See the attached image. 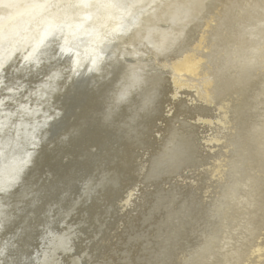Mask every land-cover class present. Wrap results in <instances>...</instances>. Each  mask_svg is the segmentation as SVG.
Returning <instances> with one entry per match:
<instances>
[{
  "label": "bare ground",
  "instance_id": "6f19581e",
  "mask_svg": "<svg viewBox=\"0 0 264 264\" xmlns=\"http://www.w3.org/2000/svg\"><path fill=\"white\" fill-rule=\"evenodd\" d=\"M56 1L57 0H0V34H3L4 29H6L4 34L0 35V79H1V73L5 69L4 66L10 64V62L11 63L14 62V59L18 57L16 56L17 52L25 60L27 59L30 60V57H33L36 53L42 54L41 56H39L40 58H37L34 61L36 62L37 60L40 59L41 63L42 61H45L47 59V57H44L45 54L47 53V50L53 51L55 47L57 48L56 52L52 53L50 58H55L57 52L59 54L58 56L59 59L54 60L53 63L49 62L50 65L48 68H47V64L46 65L43 64L40 67V69H37L39 75L43 73L40 72V70L41 71L44 70L43 68H46L48 70H45V72L43 73L44 76L41 77V80H38L36 82H31L33 86L30 88H28L29 86L28 84H26L23 90L24 82L19 81V79H16L15 81H9L10 84L5 83V85H3V82H0V100L6 99L7 102L14 101L15 103V106L12 105L13 107L12 106L8 107V105H5V102H0V105H5L3 107H0V114L7 113L8 115H10V119L8 123L5 122L6 119L4 120L2 117H0V132H2L3 130L2 132L3 137H2V141L0 142V144L2 143L0 147V161L2 160L0 163V193H2V195H0V199H4L6 201L11 198V196L9 195H12L11 190L15 187V185H17L16 183L18 179L23 178L24 173L28 169L32 168L33 170H36L37 166H41L44 163L46 164L49 161L48 158H50L49 163H52V161H55L56 163H61L63 161L61 159L62 157H64L65 160H67L68 158L70 159L71 155H74L72 154V152L77 150L79 153H81V155L79 156V158H75V160L77 162L80 160L86 161V159L84 160V156H85L84 149L87 146V144L94 142L95 137H93V135H95L98 138L99 141L97 143H100L99 147H95L96 146L95 144L97 143L93 144L94 150L95 149L99 150L97 148L104 149V151L107 150L106 152H108L109 154L106 152L105 153L110 155L114 160L113 161L114 164L111 163V167L114 166L115 169L111 171H112V177L115 180V182H117L120 185H123L124 187L125 186L129 188L132 187V185L136 182L135 181L136 178L141 174V170L143 169L144 166H146L147 163L146 160H143L142 158L141 160H138L140 163H138L137 166L139 167L133 170V166L129 167L131 165L130 162H133L134 159L133 156L131 157L132 160L130 159L131 161L126 162V155L129 154L128 151L127 153H124L122 155V158L119 163L118 162L119 153L123 152V149L122 151H120L121 141L119 142L115 141V143L117 144L110 146L111 142L109 143V140L114 137L112 136L111 133H109V130L108 132H103V133H91L88 139L84 140L83 142H81L79 140L80 138L78 137L80 134L83 133L85 127L90 124V122L89 124L88 123L86 124V120L91 117L93 118L94 114L98 113L97 111H99L100 108L103 105H106L107 103L110 104V107H112V108H108L110 109V113L112 114L114 112L112 115L109 114L110 117L112 116V118L115 117L117 119L123 116V108L115 111L114 109H117L118 106H116L117 104L116 105L114 104L115 106L113 105V103L115 102L114 95L116 91L119 90L121 87H119V85L116 86L117 84L108 85V83L111 82L113 76L117 75V77L118 76L120 77L121 82L120 81L119 82L122 85L127 87V85L130 84V83L128 84V82L129 79H131L130 76L133 74V70L136 67H139L138 62L129 63L126 61V58L133 54L131 52L132 48H138V50L141 49L140 51L145 49L147 52L148 46H151V47H155L159 51H162L164 44L169 41V37H170L169 31L176 29L177 33L182 35V33L184 32L181 31L182 29L185 28V24L191 23L190 16L192 17V15H194V19H196L197 16L196 12L197 14L202 15L203 12L206 11L205 9L204 11H201L200 9L196 10L195 5L198 3L199 0L197 1L194 0H60V2L62 3L61 5L64 6L65 11L67 12L65 15L61 16L59 12H54V11L52 12V10H49V7L53 5V3H55ZM207 1H209V3L211 2V0H207ZM212 2H215V0H212ZM216 2H221L216 7L220 5L222 11L227 12V17L228 19H230V23H234V25L238 27L237 29L233 30L236 31V34L235 36L234 34H232L231 36L232 40H229V38L225 39L226 40L225 45H228V47L225 48L224 45H220L224 43V38L222 40L218 38L220 44H216L215 48L213 49H218L216 47L220 46L219 48L220 50H216L212 52L208 50L210 52V58L214 60L213 62H210V64L211 65L215 64L217 68H215L213 71H210V73L206 71L204 74H201L196 71H192L193 69L196 68L187 67V65H185L181 60H179L180 58H178L179 61H175V59L173 58H167L166 56L164 57L162 55V52H159V58L157 59L154 57V59H157L159 61L158 66H161L163 69H167V71L165 72L161 71L162 75H159L158 77L154 76L153 74L154 69L152 67L153 64L150 65V63L147 61L146 64H148L149 67L147 69L144 68L143 70L144 76L140 79L138 77L139 80L136 79L137 80L136 83L138 84L139 87L140 85L144 86L141 92L143 98L137 102L136 110L141 111V113L143 112V114L145 115L146 113L150 115L153 121L151 125L159 123V125H161L160 127H163L166 124L164 126L165 129L164 132L160 131L161 134H159V139L167 135H171L173 139H178L180 141L181 147L189 155L190 166L194 167L191 169L195 170L194 172L192 171L188 172L184 176L178 178H171V179L169 178V180H166V183L164 185H167V190L169 189L170 195L162 193L161 190L160 191L158 190L159 191L158 196L162 197L161 198L162 201L164 200V198L171 199L173 196L179 193V190L181 188L185 186L186 187H190L193 185L195 186L197 181H205L206 179L209 178L210 180L211 179L213 180L211 182L215 185L213 188L215 192L212 195L213 201H211V203L213 204H210L211 207H209V214L213 216V219L216 220V223L218 224L217 225L218 228L216 229V232H212L210 234H205V235L194 233L193 231H191L192 230V227L190 226L191 224L187 222L184 235L185 237H189L188 239L191 242V247L189 248L190 252L189 251L182 252L180 251L181 249L180 250L177 249L178 242L176 241L171 242L170 245L162 244L160 236L162 235L163 230L168 226L163 221H159V225L156 226L155 224V227L151 228L152 229L151 231L153 232V234H151L153 240L150 237V239L152 240V242L150 241L151 243L154 242L155 244L159 245L158 247L160 249L162 248V250L159 251L156 257L152 256L156 264H172L174 260H176L175 261L176 264H204L203 262H205L204 261L205 259L211 260L212 263L214 262L215 264H245L244 260H246L247 257L246 252L248 253V251L246 250L250 248L249 247L250 242L248 241L255 240V242L258 241L259 243V240L262 236V232H264V173L261 174V178H260L261 183L259 187H257L256 183H254L255 181L254 177L252 178L251 176V180L253 181L252 183L253 187L251 191H249V193L240 195V190L242 187H240L241 185H237V184L238 181L241 180V178L243 177V173L245 172L247 166L245 162H247V160L245 158L241 159L238 157V150L232 154L228 152L229 159L225 161L223 164L214 167L213 169L207 167L208 164L206 160L207 149L203 148L205 145L202 144V149L197 150L199 147H201V145L195 142L197 141L196 139H202L203 141L204 137L206 136L205 134L209 129L210 121L213 118H217L219 120L220 118L221 119L226 118L225 114H222L225 110L209 109L208 107L201 106L202 104H199V102H197V99L189 103L190 100L189 101L183 100L184 95L182 91L177 90L179 92L177 93L176 90H174L186 86L188 90H191L193 88L194 90L199 92L202 89L199 90L194 85V79H199V78H204L201 79V81L203 80L202 81L204 82L203 85L206 86L210 84L211 81L216 83L218 81V78L223 73V70H221L220 67L223 66L224 63H227L226 61L228 59L233 58L232 54H234L236 50H239L236 52H241L242 50L241 56L235 62L237 63V68L240 71H244V74L243 73L240 74V76L237 78L234 77L236 82L241 83L240 85L241 89L243 91H245L246 89V91L243 93V95L240 98L241 100L239 105L243 102L242 104L245 103L247 106L248 103L254 102L255 99L258 100L259 96H261L262 101H264V92L263 93L257 92L255 95L252 96V98H255L253 100L251 98L250 100L247 99L246 102L242 101V97H244L245 99V97L248 95L246 93L247 92L249 93L253 89V86L259 85L264 88V57H263L264 55L262 56L260 51L264 45H262L259 49V47H257L254 43V40L258 39V37L260 40H263L262 42L264 43V27L259 25L261 27H258L256 31H254L257 28L256 25L246 27L247 25L253 24V22L250 23V20L246 21V19L253 18L254 20H256L255 16L264 17V0H216ZM259 2H261V4ZM212 6L214 5L210 4L207 8L211 9ZM186 7H187V11L185 9ZM235 9L237 11H240L242 14L234 13ZM99 12H102V14L99 15L98 14ZM254 13L256 15H254ZM97 14L98 17L95 18V20L92 23L90 21L91 24L90 26H88L87 21L89 20V18L94 17ZM241 21L243 22V24L241 25V27H239ZM193 22L195 23L196 21ZM92 27L93 29L99 30V32L96 31V36L94 35L93 38L92 35L89 37L90 35L89 30H91ZM164 27L167 28L170 27L168 29L169 31L166 30V28ZM8 31H10L11 34L9 37H5V34ZM124 32L126 33L125 41L120 39V35L123 34ZM50 37H53L51 38L53 39V42L49 43V45H46V42L47 41L49 42ZM21 38L23 39L26 38V40H19ZM12 40L18 42L13 43ZM20 41H22V44L21 43L20 44H21V49L23 50L17 49ZM9 42L10 43L12 42L13 44L11 45L12 47H10V50L6 52L7 49L5 50V48L3 47L7 46ZM28 43L30 44V46L26 48L28 46ZM111 43H114V48L112 49V51L110 45ZM232 43H234V45H232ZM97 61H100L99 63L103 61L105 62L101 63L99 66L95 65V69H94V63ZM151 69H153V71ZM79 70H81L80 73L78 72ZM93 75H95V82L94 84H91L93 81ZM78 77L80 79H78ZM180 79H182L183 82L180 81L181 84H179L178 87H174L173 85H175L176 82ZM74 81H76L75 83L76 85L82 87L83 89H81L80 87L78 88L76 87V89L75 88L72 89L74 87L73 85ZM203 85H201L202 88L204 87ZM158 90H159V99L156 96H154V93H158ZM7 92L10 94H5ZM60 98H62L63 102H61L62 104L59 107L61 109L60 113H58L59 115L53 119H49L53 117L50 116L52 111L50 107H48L49 104H52V102H56ZM78 100H80L79 103L80 107L77 111L75 110V104L78 102ZM153 101H156L155 104H152ZM34 104H36L37 106H34ZM30 105H33V107L30 108ZM151 108H153L152 113H150ZM225 113L227 114V111ZM48 114L49 116L47 119L49 120L48 123L46 124L47 119L44 121L43 119ZM71 114H74V117L73 118L70 117V119L71 118L72 119L69 122V116H71ZM220 114H222V116ZM41 115L44 117L39 119L40 118L39 116ZM248 117L251 118V120L252 118L254 119L252 120L254 124H258V121L261 123V120L264 119L263 118L264 116L260 113L258 115L253 114ZM10 120L11 121L13 120L14 123L12 124ZM64 122L69 123L67 128L66 127L63 128L60 134L56 138L48 140L47 135H48L49 127L51 126L56 127L59 124L61 126L62 124H64ZM195 122L196 123L201 122V124L199 123L200 125L197 124V126H195L196 124ZM221 122L228 129L229 132L232 131L229 123L225 121H221ZM119 123L120 122H118V124ZM8 126H10V128ZM7 127L9 128L8 130L6 129ZM251 127L254 130V131L251 130L252 134L255 133L254 135H256L257 131L262 130L260 128V125L258 126V128L256 127L254 128L253 126ZM119 128L120 127H118V130ZM44 130L46 132V135H44L43 133ZM195 130H200L201 133L204 134H201L202 136H198V137L191 136V142L193 144H190L187 138L192 134V132L195 133V135L199 134V132H194ZM240 133L241 130L238 132V134ZM175 142L177 143V141ZM138 148L140 149H135L134 151L135 152L144 151L141 147ZM127 150H129V148ZM4 153L9 155L3 160L2 156L4 155ZM201 153L203 154V156L201 155ZM99 168H101V166ZM74 174L75 171L67 173L66 177L68 176V178L65 181L67 182L73 180ZM249 175L250 174L248 173L243 179H245V181H250ZM198 178L200 180H198ZM101 183L99 181V184ZM131 192H132V196H130L129 198L125 197L124 200H122L123 198L119 200V201H123L125 205H123V203L122 205L124 206L125 209H127L129 202L131 204L134 203V201L132 202L131 199L137 193V189L135 187H132L130 193ZM140 194L142 195L141 192L139 193V195ZM16 197L23 199L24 197L27 198V195L21 194ZM194 202L195 200L194 198H192L189 205L190 208L194 204ZM9 203H11L12 205L11 208L9 207L11 211L9 210V208L8 209L6 208L9 205ZM21 205L22 204L17 205L16 202L14 201L11 202L8 201L7 203H5L3 207H0V219L2 216L3 219L4 218L19 219V217L22 215V212L20 211V209L22 208ZM192 210L193 209H190L189 213H192ZM225 210H229L231 211V213H228ZM120 219L121 220L118 221L116 224L117 226H121V223H123L124 225L126 221H129L128 219L127 220H123L122 218ZM228 226L235 227L237 234L240 235L247 234V236H245L247 237V239L245 241L241 240L243 242L239 241V243L236 241L237 246L236 245L235 246L237 249H235L234 252H231L229 255H227V257L224 256L225 258L222 257V258H218L217 260L214 256L210 257L213 248L216 246L215 244L221 243L220 241L221 236L223 235L224 231H226ZM142 227L143 226H141V228ZM112 230H113L112 234L114 235V237H116L117 236L116 229L114 228ZM9 234H10L9 236H11L10 232ZM157 239H159V243H157L158 242ZM103 240L104 239H102L100 236V240L98 241L102 242V245H104ZM142 241L145 240L142 239L141 242ZM11 242H14V240ZM230 245L231 242L229 243V245L227 244L226 246L228 247ZM3 246L5 247V245ZM245 246H247L248 248H246ZM95 247L92 253L88 249L90 251L89 253L90 255L84 254L83 257L87 258L88 260L91 259L92 261H96V263L98 264H106L107 262L110 263V260H106L107 261L106 262L105 257L112 259V257L118 256L113 251L110 252V254L108 252L109 255L103 256L105 250L101 252L102 250L101 247L100 248L98 246ZM137 247L138 250L140 251L139 253L146 251L143 244H138ZM84 249H87V247L85 246ZM260 249L259 251L258 250L256 251L259 253L256 262L262 261L261 251L262 249H264V245ZM101 256H103V259L100 258ZM124 258L127 259L130 258V256L128 257L124 256L123 259ZM119 260H117V262ZM27 261L29 262V260ZM250 261L252 262V260Z\"/></svg>",
  "mask_w": 264,
  "mask_h": 264
},
{
  "label": "rangeland",
  "instance_id": "374dc122",
  "mask_svg": "<svg viewBox=\"0 0 264 264\" xmlns=\"http://www.w3.org/2000/svg\"><path fill=\"white\" fill-rule=\"evenodd\" d=\"M194 1H197V0H194ZM220 3L221 2H216V0L215 2H212L211 0L210 3L207 0H203V1L199 0L198 3L195 5L196 10L200 9L201 11H204L205 9L206 11L203 12L202 15H199L196 12V15H197L196 19H194V15H192V17L190 16L191 23L185 24V28L182 29L181 31V32H184L182 33V35L178 34L176 29L169 31L168 29L170 27L169 28L164 27L166 28V30L169 31L170 37H169V41L164 44L162 51H159L155 47H151V46H148L147 52L145 49L140 51L141 49L138 50V48H132L131 52L133 54L128 56L126 58V61L129 63L138 62L139 67H136L133 70V74H132L133 76L132 75H131L132 77L130 76L131 79H129V82H128V84L129 83L130 84L127 85L128 88L120 83L121 82L120 77L119 76L117 77V75L113 76V79H111V82L109 83L107 82L108 85L117 84L116 86L119 85V87H121L119 90L116 91L114 95L115 102L113 103V105L117 104L116 106H118V108L116 107L117 109H114L115 111L123 108V116L117 119L115 117L112 118V116L110 117L109 114L111 113H110V109L108 108H112V107H110V104L107 103L106 105L102 106L104 108L101 107L100 110L98 109L99 110L97 111L98 113L94 114L93 118L91 117L86 120V124L87 123L89 124V122L90 124L85 127V130L83 131V133L80 134L78 137L80 138L79 140L83 142L84 140L88 139L91 133H103V132H108L109 130V133H111L112 136L114 137L109 140V143L111 142L110 146L116 145L117 143H115V141H118V142L121 141L120 151H122L123 149V152L119 153V158H118L119 163L122 158V155L124 153H127L128 151H129V154L126 155V162L131 161L132 160L131 157L133 156L134 158L133 162H130L131 165L129 166V167L133 166V170L139 167L137 166L138 163H140L138 160H141V158L147 161L146 166H144L143 169L141 170V174L136 178L135 180L136 182L133 184L134 186L132 185V187H135L137 189V193L131 199L132 202L134 201V203L131 204L129 202L128 207H127L128 210H127L123 206L125 205L123 201H119L121 198H123L122 200H124L125 197L129 198L130 196H132V192L130 193V190L132 187L129 188L125 186L126 187L125 188L123 185H120L117 182H115V180L112 177V171H111L115 169L114 166L111 167V163H113L114 160L112 159L110 155H108L109 153L106 152L107 151L106 149H105L106 151H104V149H101V148H97L99 150H96V149L94 150L93 144L97 143L99 140L95 135H93V137H95L94 142L92 141L93 143L87 144V146L84 149L85 150L84 160L86 159V161L80 160L77 162L75 160V158H79V156L81 155V153H79L77 150L72 152V154L74 155H71L70 159L68 158L67 160H65L64 157H62L61 159L63 161L61 163H56L55 161H52V160H51L52 163H49L50 158H48L49 161L46 164L44 163L41 166H37L36 170H33L32 168L28 169L24 173V177L18 179L16 183L17 185H15V187L11 190L12 195H9L11 196L9 200L6 201L4 199H0V207H3L5 203H7L8 201L10 202L14 201L16 202L17 205L22 204L21 205L22 208L20 209V211L22 212V215L19 217V219H14V218L13 219H6V218L3 219V216L0 219V241H1L0 246H2L0 247V255H1L0 264H5V263L6 264H9V263L10 264H29V263L30 264H44V263L46 264H73V263L74 264H90V263L98 264L96 263V261H92L91 259L88 260L87 258L83 257L84 254L90 255L89 254L90 251L92 253L95 246H98L99 248L101 247L102 249L101 252L105 250V253L103 256L109 255L110 252L112 251L116 255H118L116 257H112V259L105 257V261L110 260V263L106 261L107 262L106 264H111V263L112 264L114 263L115 264H149V263L156 264L155 260H153V257L154 256L156 257L159 251L162 250V248L160 249L158 247L159 245L155 244L154 242L151 243L153 240L152 235H151L153 234V232L151 231L152 230L151 228L155 227V224L156 226L159 225V221H163L168 226L163 230L162 235L160 236L162 244L170 245L171 242L176 241L178 242L177 249L178 250L181 249L180 251L182 252L184 251L188 252L190 250L189 248L191 247V242L188 239L189 237H185L184 235L187 222L191 224L190 225L192 227L191 231H193L194 233L205 235V234H210L212 232H216V229L218 228L217 226L218 224L216 223V220L213 219V216L209 214V207H211L210 204H213L211 203V201H213L212 195L215 192V190H213L215 185L211 182L213 181L212 179L210 180L209 178V179H206L205 181H197L195 186L194 185L190 187L185 186L179 190L178 194L176 195L174 194L175 196H173L171 199L164 198V200L162 201L161 199L162 197L158 196L159 195L158 192L160 190L162 193L170 195L169 189L167 190V185H164L166 183V180H169V178L171 179V178H178V177L184 176L188 172L190 171L194 172L195 170L191 169L194 167L190 166L189 155L181 147L180 141L178 139H173L171 135H167L159 139V134H161L160 131L164 132L165 130L164 126L166 124L163 127H160L161 125H159V123L151 125L153 121L150 115L146 113L147 115L146 116L145 114H143V112L141 113V111L136 110L137 102L143 98V96L141 95V92L144 88V86H141V85L139 87L136 81L144 76V72H143L144 68L147 69L149 67V65L146 64L147 61L150 63V65L153 64L152 67L154 69V73H153L154 76L158 77L159 75H162L161 71L162 72L167 71V69H163L161 66H158L159 61L157 59L159 58V52H162V55L164 57L166 56L167 58H173L175 59V61L181 60L185 65H187V67L196 68V69H193L192 71H196L201 74H204L206 71L210 73V71H213L215 68H217L215 64L213 65L210 64V62L214 61L212 60V58H210V52L220 50L219 49L220 46L216 47L218 49H213L215 48L216 44H220L218 38H220L221 40L224 38V43L220 45H224L225 48L228 47V45H225V42H226L225 39L229 38V40H232L231 39L232 34H234V36L236 34V31H233V30L238 28L236 25H234V23H230V19H228L227 17V12L226 11L223 12L222 9L220 8V5L216 7ZM259 3L261 4V2ZM61 4L62 3L60 2V0H57L55 3H53V5L49 7V10H52V12L53 11L59 12L61 16L65 15L67 12L65 11L64 6ZM210 4L214 6H212L211 9H208L207 7ZM185 9L187 11V7ZM234 13L240 14L241 12L235 9ZM98 14L101 15L102 12H99ZM98 14L94 17H90L91 19L89 18V20L87 21L88 26H90V24L95 20V18L98 17ZM254 15L256 14L254 13ZM255 18L256 20H254L253 18L246 19V21L250 20V23L253 22V24H250L247 26L245 25L246 27L256 25L257 28L254 31H256L258 27H261V26L264 27V17L255 16ZM193 21H196V22L194 23ZM242 24L243 22L241 21L239 27H241ZM91 30H89V33H90L89 37L92 35V38H93L94 35L96 36V31L99 32V30L93 29V27ZM5 31L6 29H4L3 34ZM3 34H0V35H3ZM10 34L11 32L8 31L5 34V37H9ZM218 36H221V37H218ZM125 37H126L125 32L120 35V39H122L123 41L126 40ZM51 38L53 37L49 38V42L47 41L46 45H49V43L53 42V39ZM19 40H26V38L24 39L21 38ZM95 40H96V37H95ZM262 41L263 40H260L259 37L258 39L254 40L255 45L259 47V49L262 45H264ZM12 42L14 43L18 41L12 40ZM12 42L11 43L9 42L7 46L3 47L5 48V50L7 49L6 52H8L10 50V47H12L11 46L13 44ZM20 43L22 44V41L19 42L17 49L23 50L21 49ZM110 45H111V51H112V49L114 48V43H111ZM232 45H234V43H232ZM29 46L30 44L28 43V46L26 48H28ZM209 47L211 48V50ZM56 50H57L56 47L55 49H53V51L47 50V53L44 56V57H47V59L46 60L44 59L45 61H42V63L40 59L34 62L37 58H40L39 56H41L42 54L36 53L33 57H30V60L29 59L25 60L17 52L16 56L18 57L15 56L16 58L14 59V62L13 63L10 62L11 66L10 64H7L6 66H4L5 69L1 73L0 82H3V85H5V83L10 84L9 81H15L16 79H19V81L24 82L23 90L26 84H28L29 86L28 88L32 87L33 84L31 82H36L38 80H41V77L44 76L43 73L45 72V70H48L46 68H43L44 70L42 71L40 70V72L41 73L43 72V73L39 75L37 69H40V67L43 64L45 65L47 64V68H48L50 63H53L54 60L59 59L58 52H57V55H55V58H50L51 54L55 53ZM236 51H239V50H236ZM236 51L234 54H232L233 58L228 59L226 61L227 63H224V65L220 67L221 70H223V73L218 78V81L216 83L211 81V83L206 86V85H203L204 84V82H202L203 80L201 81V79H204V78H199V79H194L195 87H197L199 90L202 89L199 92L194 90L193 88L191 90H188L186 86H183L181 88L174 89V90H176L177 93H179L177 90L182 91L184 95L183 100H187V101L190 100L189 103L197 99V102H199V104H202L201 106L208 107L209 109L225 110L222 114H225L226 118L224 119L220 118V120L229 123L232 131L229 132L228 129L222 124V122L219 119L213 118L210 121L209 129L207 130V133L205 134L206 136L204 137L203 141L202 139H196L197 141L195 142L201 145V147H199L198 149L196 148V149L200 150L202 149V144L205 145L203 148L207 149V152H206V160L208 162L207 167L211 169L227 161L229 159L228 152L232 154L238 150V157L241 159L245 158L247 160V162H245L247 166H246L245 172L243 173V177L241 178V180L238 181V184L236 183L237 185H241L240 187L242 188L240 190V195H242V194L249 193V191H251L253 187L252 185L253 181L251 180V176L252 178L254 177L255 179L254 183H256L257 187H259L261 183L260 181L261 174L264 173V119L261 120V123L258 121V124H254L252 121L254 119L252 118L251 120V118L248 117L253 114L258 115L259 113L264 116V101H262L261 96L258 97V100H256L255 98H252V96L255 95L257 92L263 93L264 88L259 85L253 86V89L249 93L248 92L246 93L248 95L245 97V99L244 97H242V101L246 102L247 99L250 100L252 98V100L255 99L254 102L248 103L247 106L245 103L242 104L243 102L239 105L240 100H241L240 98L243 95V93L246 91V89L245 91H243L240 86L241 83L235 81V78L239 77L240 74L242 73L244 74V71H240L237 68V63L235 62L241 56L242 50L241 52H236ZM260 51L263 56L264 46ZM154 57L157 59H154ZM178 58L180 59L178 60ZM99 62L100 61H97L94 63V69H95V65L99 66L101 63L105 61L101 63ZM153 69L151 70L153 71ZM80 71L81 70H79L78 72L80 73ZM78 79L80 78L78 77ZM182 79L178 80L176 84L173 86L178 87V85L181 84L180 81L183 82ZM94 82H95V75H93V81L91 84H94ZM75 83L76 81H74V84H73L74 87L72 89L74 88L76 89V87L77 88L80 87L76 85ZM201 85H203L204 87L202 88ZM21 88H18V89H21ZM80 88L83 89L82 87ZM18 92H21V91H18ZM5 94H10V93L7 92ZM154 96H156L159 99V90H158V93H154ZM0 102H5V105H8V107L12 105L15 106L14 101L7 102L6 99H1ZM61 102H63L62 98L58 99L56 102H52V104H49L48 107H50L52 111L50 116H53L52 118H49V119H53L59 115L58 113H60V110H61L59 108L62 104ZM155 102L156 101H153L152 104H155ZM79 103H80V100H78V102L75 104V110L77 111L80 107ZM195 104H198V103H195ZM5 105H0V107H3ZM34 106H37V105L34 104ZM133 106L135 109L133 108ZM31 107H33V105H30V108ZM226 111H227V114L225 113ZM152 112H153V108H151L150 113ZM222 114L220 115L222 116ZM48 116L49 114L46 117L41 115L39 116L40 117L39 119L44 117L43 119L44 121L48 118ZM0 117H2L4 120L6 119L5 121L6 123H8L10 119V115H8L7 113H1ZM70 117L73 118L74 114H71V116H69V122L72 119V118L70 119ZM49 119H47V122L45 121L46 124L48 123ZM126 120H129V121H126ZM10 122H12V124L14 123L13 120L12 121L10 120ZM118 122L120 123L118 124ZM199 123L201 124V122H198L195 124V126H197V124L200 125ZM68 124L69 123L67 122H64V124H62L61 126L59 124L58 125L59 129H58V126L49 127L48 135H47L48 140L56 138L60 134L63 128L65 127L67 128ZM259 125L262 130L257 131L256 135H254L255 133L252 134L251 130L253 129L251 126H253L254 128L255 127L258 128ZM8 127L10 128V126ZM8 127L6 128L7 130L9 129ZM118 127H120L119 130H118ZM240 130H241V133L238 134ZM2 132H0V142L2 141V137H3ZM194 132H199V134L195 135V133L192 132V134L187 138L190 144H193L191 142V136L198 137V136H202L201 134H204V133H201L200 130H195ZM43 133L44 135H46L45 130ZM175 141H177V143ZM1 144H0V147H1ZM97 144H95L96 145L95 147L100 146V143H97ZM138 147H141L144 151L135 152L134 151L135 149H140ZM128 148L129 150H127ZM105 152L108 154H106ZM202 153L201 155L203 156ZM8 155L9 154L4 153V155L2 156L3 160ZM100 166L101 168H99ZM74 171L76 175L74 174L73 180L67 181L68 182L67 183L65 181L68 178V176L66 177V174L69 172H74ZM248 173L250 174L249 175L250 181H245V179L243 178ZM101 175H102V178H101ZM198 180L200 179L198 178ZM99 181L100 183L101 182L102 183L99 184ZM140 192L142 193V195L140 194L141 196L139 195ZM21 194H26L27 198L24 197L23 199H20L19 197H16ZM0 195H2V193H0ZM157 196L159 199L157 198ZM192 198H194L195 202L190 208L189 205H190ZM11 206H12L11 203H9V205L6 208L7 209L9 207L11 208ZM10 208L9 210L11 211ZM190 209H193L192 213H189ZM225 211H227L228 213H231V211L229 210H225ZM120 218H122L123 220L128 219L129 221H126L124 225L123 223H121V226H117L116 224L118 221L121 220ZM141 226L143 227L141 228ZM114 228L117 231L116 237H114V235L112 234L113 233L112 229ZM9 232L11 233V236H9L10 235ZM103 234H104V237H103ZM100 236L102 239H104L103 240L104 245H102V242L98 241L100 240ZM245 236H247V234H243V235L237 234L235 227L228 226L226 231H224L223 235L221 236V239H220L221 243H217L218 245L215 244L216 246L213 248V251L210 257L214 256L217 260L218 258H222L224 256L227 257V255H229L231 252H234L235 249H237L236 241L238 243L239 241L240 242L245 241L247 239V237ZM150 237L152 238V240L150 239ZM142 239H144L145 241L141 242ZM13 240L14 242H11ZM157 241H158L157 243H159V239H157ZM230 242H231V245L227 247L226 245L227 244L229 245ZM248 242H250V245H249L250 248L245 246L246 248H248L246 250L248 251V253L246 252L247 257L245 256L246 260H244L245 264H257V263L264 264V249H262L261 251L262 261L256 262L257 256L259 254L256 251L257 250L259 251V249L262 248V246L264 245V232H262V236L259 240V243L258 241L255 242V240L254 241L249 240ZM138 244H143L146 251L139 253L140 251L138 250V247H137ZM3 245H5V247ZM168 245H165V246H168ZM85 246L87 247V249H84ZM7 252L9 254L10 253L12 254L9 255ZM24 253L27 256H25ZM135 253H136V256H135ZM5 254H7L8 256ZM103 256H101L100 258L103 259ZM124 256H127V257L130 256V258L123 259ZM52 259L54 262L52 261ZM27 260H29V262ZM117 260L119 261L117 262ZM250 260H252V262ZM175 261L176 260H174L172 264H176ZM204 261H205L203 262L204 264H215L214 262L212 263V261L208 259H205Z\"/></svg>",
  "mask_w": 264,
  "mask_h": 264
}]
</instances>
